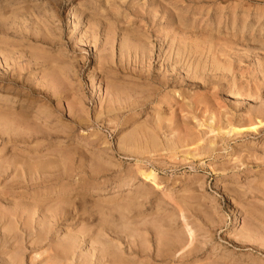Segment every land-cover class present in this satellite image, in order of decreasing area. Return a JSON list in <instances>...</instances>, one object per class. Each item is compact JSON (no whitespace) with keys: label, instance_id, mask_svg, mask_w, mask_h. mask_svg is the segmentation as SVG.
<instances>
[{"label":"rangeland","instance_id":"1","mask_svg":"<svg viewBox=\"0 0 264 264\" xmlns=\"http://www.w3.org/2000/svg\"><path fill=\"white\" fill-rule=\"evenodd\" d=\"M0 91V264H264V0H0Z\"/></svg>","mask_w":264,"mask_h":264},{"label":"bare ground","instance_id":"2","mask_svg":"<svg viewBox=\"0 0 264 264\" xmlns=\"http://www.w3.org/2000/svg\"><path fill=\"white\" fill-rule=\"evenodd\" d=\"M214 58V57H213ZM175 60V59H174ZM173 61V60H172ZM175 61H177V59L175 60ZM179 61V60H178ZM216 62V61H215ZM191 69V68H190ZM173 70V69H172ZM164 71V70H163ZM166 71H168V70H166ZM169 72V71H168ZM174 75V74H173ZM158 78V77H157ZM168 78H169V76H167V75H165V74H161V76L157 79V80H161V81H166V80H168ZM172 79V78H171ZM147 80V79H146ZM149 83V82H148ZM166 84V83H165ZM1 92V91H0ZM2 94V93H1ZM6 95V94H5ZM3 96V95H2ZM15 96V95H14ZM3 97H5V96H3ZM19 98H20V96H18ZM1 98V97H0ZM21 99V98H20ZM110 99H111V97H110ZM2 100V99H1ZM18 101H21V100H18ZM21 107V106H20ZM107 108V107H106ZM28 109V108H27ZM9 113V112H8ZM15 113V112H14ZM25 114H26V112H25ZM17 115V114H16ZM15 116V115H14ZM14 116H11V117H14ZM19 116H21L20 115V113H19ZM3 118L5 117V116H2ZM2 117H0L1 119H2ZM184 119V118H183ZM13 120V119H12ZM210 120V119H209ZM18 123V122H17ZM2 124V123H1ZM15 124V123H14ZM11 126V125H10ZM13 127V126H12ZM184 127V126H183ZM14 128V127H13ZM218 128H219V126H218ZM24 129V128H23ZM236 129V128H235ZM180 132V131H179ZM15 134V133H14ZM18 136V135H17ZM20 137V136H19ZM132 139V138H131ZM181 140V139H180ZM19 141V140H18ZM196 141V140H195ZM135 142V141H134ZM199 142V141H198ZM130 143H131V141H130ZM136 143V142H135ZM132 144V143H131ZM212 144V143H211ZM190 147V146H189ZM136 149V148H135ZM137 152V151H136ZM71 153V152H70ZM181 153V152H180ZM170 154V153H169ZM181 156V155H180ZM19 161V160H18ZM55 161V160H54ZM89 161V160H88ZM13 162V161H12ZM56 162V161H55ZM54 162V163H55ZM62 162V161H61ZM14 163V162H13ZM15 163H17V162H15ZM53 163V164H54ZM39 164V163H38ZM43 164V163H42ZM56 164H57V162H56ZM50 165V164H49ZM55 165V164H54ZM56 166V165H55ZM23 167V166H22ZM41 167V166H40ZM47 167V166H46ZM53 167V166H52ZM57 167V166H56ZM16 168V167H15ZM27 168H28V166H27ZM31 168V167H30ZM50 168V167H49ZM137 168V167H136ZM42 169H43V167H42ZM42 169L40 170V171H42ZM57 169V168H56ZM28 171H31V170H28ZM46 171V170H45ZM137 171L140 173V176H143V178L144 179H151V180H153L154 181V178H155V176H154V174L151 172V170L150 171H147V172H145V171H142V169L140 170L139 168L137 169ZM82 183V182H81ZM89 183V182H88ZM84 184V183H83ZM85 184H87V181H86V183ZM156 185V184H155ZM87 187V186H86ZM88 187H89V185H88ZM78 188H79V186H78ZM83 188H85V187H83ZM82 189V188H81ZM81 189H79V190H81ZM91 189V188H90ZM70 190V189H69ZM95 190V189H94ZM84 191V190H83ZM88 191V190H87ZM80 192V191H79ZM79 192H77L78 193V195H79ZM83 194V193H82ZM80 196V195H79ZM84 196V195H83ZM63 200V199H62ZM64 201V200H63ZM93 202V201H92ZM48 203V202H47ZM70 206H72L73 207V205H70ZM69 207V206H68ZM74 208V207H73ZM107 208V207H106ZM125 208V207H124ZM181 208V207H180ZM229 208V207H228ZM59 209V208H58ZM65 209V208H64ZM49 210V209H48ZM180 210V209H179ZM69 211V210H68ZM70 212V211H69ZM181 214H182V212H181ZM66 215V214H65ZM59 216H60V214H59ZM180 216V215H179ZM182 216H184V215H182ZM55 217V216H54ZM74 217V216H73ZM99 217V216H98ZM214 217V216H213ZM68 218H69V216H68ZM193 218V217H192ZM42 219V218H41ZM54 220V219H53ZM57 220H58V218H57ZM67 220V219H66ZM60 221V220H59ZM65 221V220H64ZM183 221H185V220H183ZM63 222V221H62ZM61 223V222H60ZM79 223V222H78ZM184 225V227L186 228V232L188 233L187 235H188V238H189V243L193 240L192 239V237H193V232H192V230H191V227L186 223V222H184L183 223ZM82 225V224H81ZM104 225V224H103ZM64 228V227H63ZM65 230V229H64ZM114 230V229H113ZM67 231V230H66ZM134 232V231H133ZM76 233V232H75ZM126 233V232H125ZM142 233V232H141ZM40 234V233H39ZM40 236V235H39ZM160 236V235H159ZM163 237V236H162ZM165 237V236H164ZM38 238V237H37ZM48 238V237H47ZM158 239H160V238H158ZM96 240V239H95ZM167 240V239H166ZM143 241V240H142ZM129 242V241H128ZM168 242V241H167ZM163 243L162 245V248L164 249V250H166L167 248H169L170 246H169V243ZM181 242V241H180ZM153 243V242H152ZM178 243V242H177ZM1 244V243H0ZM65 245V244H64ZM73 245V244H72ZM185 245V244H184ZM183 244H181V245H179V247L176 249V252L177 251H181L182 249H183V246H184ZM187 245V244H186ZM189 245V244H188ZM61 246V245H60ZM128 246V245H127ZM157 246V245H156ZM177 246V245H176ZM64 247V246H63ZM94 247V246H93ZM142 248H143V246H141ZM161 247V246H160ZM97 248V247H96ZM155 248V247H154ZM95 249V248H94ZM102 249V248H101ZM148 249V248H147ZM1 250V249H0ZM48 250H49V248H48ZM191 250V249H190ZM65 251H67L66 249L64 250V252ZM92 251V250H91ZM143 251V250H142ZM148 251V250H147ZM169 251V250H168ZM187 251V250H186ZM75 252V251H74ZM152 252V251H151ZM73 253V252H72ZM119 253V252H118ZM137 253V252H136ZM175 254V253H174ZM156 256H157V254H156ZM29 257V256H28ZM98 257V256H97ZM120 257V256H119ZM160 257H163V255L162 256H160ZM31 258V257H30ZM44 258V257H43ZM75 258V257H74ZM113 258H114V256H113ZM34 259V258H33ZM115 260V259H114ZM8 261V260H7ZM142 261V260H141ZM162 261V260H161ZM67 262V261H66ZM109 262V261H108ZM114 263V262H113ZM130 263V262H129ZM131 263H133V262H131ZM156 263V262H155ZM15 264V263H14ZM57 264V263H56ZM66 264V263H65ZM78 264V263H77ZM115 264H121V263H115ZM126 264V263H125ZM143 264V263H142Z\"/></svg>","mask_w":264,"mask_h":264}]
</instances>
